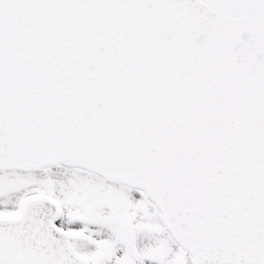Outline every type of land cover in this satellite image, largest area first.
<instances>
[{
	"label": "snow or ice",
	"instance_id": "1",
	"mask_svg": "<svg viewBox=\"0 0 264 264\" xmlns=\"http://www.w3.org/2000/svg\"><path fill=\"white\" fill-rule=\"evenodd\" d=\"M0 264H264V0H0Z\"/></svg>",
	"mask_w": 264,
	"mask_h": 264
}]
</instances>
